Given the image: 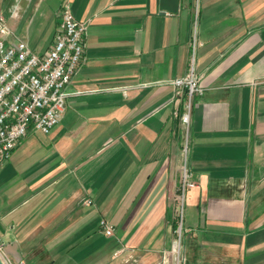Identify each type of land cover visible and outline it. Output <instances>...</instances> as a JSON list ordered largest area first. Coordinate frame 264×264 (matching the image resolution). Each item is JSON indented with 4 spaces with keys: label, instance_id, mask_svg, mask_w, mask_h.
Here are the masks:
<instances>
[{
    "label": "crops",
    "instance_id": "crops-1",
    "mask_svg": "<svg viewBox=\"0 0 264 264\" xmlns=\"http://www.w3.org/2000/svg\"><path fill=\"white\" fill-rule=\"evenodd\" d=\"M64 5L84 58L58 124L0 168L3 263L264 264V0H199L197 17L194 0H0V39L43 54ZM192 60L185 153L170 81Z\"/></svg>",
    "mask_w": 264,
    "mask_h": 264
},
{
    "label": "built area",
    "instance_id": "built-area-1",
    "mask_svg": "<svg viewBox=\"0 0 264 264\" xmlns=\"http://www.w3.org/2000/svg\"><path fill=\"white\" fill-rule=\"evenodd\" d=\"M198 7L199 0H194L196 17ZM59 18L54 41L43 54L32 51L23 41L7 43L0 39V168L30 131L48 134L65 111L67 86L84 58L87 23L75 18L68 5L60 10ZM5 30L4 19L0 16V32ZM197 44L196 37H193L194 50ZM170 84L176 98H184L179 119L184 129L186 153L192 100L204 91L193 60L187 74L172 79ZM177 110L174 111L176 115ZM194 185L190 170L184 164L175 194L178 244L185 193ZM99 224L105 235L113 234L114 227L105 219Z\"/></svg>",
    "mask_w": 264,
    "mask_h": 264
},
{
    "label": "water",
    "instance_id": "water-1",
    "mask_svg": "<svg viewBox=\"0 0 264 264\" xmlns=\"http://www.w3.org/2000/svg\"><path fill=\"white\" fill-rule=\"evenodd\" d=\"M0 264H4L3 261L0 259Z\"/></svg>",
    "mask_w": 264,
    "mask_h": 264
}]
</instances>
